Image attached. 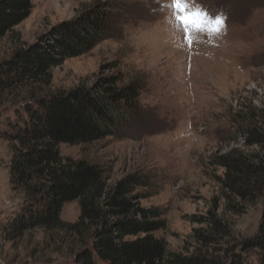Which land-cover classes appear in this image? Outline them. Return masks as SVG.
<instances>
[{
    "label": "rangeland",
    "instance_id": "1",
    "mask_svg": "<svg viewBox=\"0 0 264 264\" xmlns=\"http://www.w3.org/2000/svg\"><path fill=\"white\" fill-rule=\"evenodd\" d=\"M99 1L115 5L110 37L55 68L49 90L90 87L102 77L121 74L125 84L140 81L144 86L143 121L121 125L116 137L61 145V155L100 165L111 186L132 173L148 175L154 187L141 206L165 213L167 228L157 236L171 251L192 248L193 232L202 227L193 219L211 210L230 226L235 244L253 236L264 199L247 205L241 214L225 212L218 181L224 170L210 161L234 149L264 154V147L247 148L241 136L244 115L249 116L248 124L258 122L264 129V0H190L193 9L223 17L226 26L218 33L189 30L187 37L170 0H33L28 18L0 40V62L18 48L41 42L55 26ZM28 95L29 89H23L12 96V104ZM9 162L7 143L0 140V224L21 204L9 187ZM79 216L77 202L64 205V222L75 223ZM42 238L39 233L29 235L20 245L0 235V263L72 264L67 245L50 242L45 247Z\"/></svg>",
    "mask_w": 264,
    "mask_h": 264
},
{
    "label": "trees",
    "instance_id": "2",
    "mask_svg": "<svg viewBox=\"0 0 264 264\" xmlns=\"http://www.w3.org/2000/svg\"><path fill=\"white\" fill-rule=\"evenodd\" d=\"M114 6L99 1L55 26L41 42L18 48L0 62V140L8 146L11 193L21 200L0 224L2 239L21 245L39 233L45 247L50 242L67 245L72 264H264V210L256 233L237 244L230 226L214 210L195 217L193 222L202 227L193 232L192 248L171 251L157 236L167 228L165 213L141 206L154 187L148 175L132 173L111 186L100 165L61 155V145L116 137L121 125L143 121L144 86L140 81L125 84L121 74L102 77L90 87L49 90L55 68L110 37ZM32 9L33 0H0V40ZM23 89H29V97L12 104V96ZM42 90L48 91L37 95ZM248 117H241L245 146L263 148L264 129L258 122L248 124ZM210 163L224 170L218 181L225 212L241 214L247 205L264 199L263 153L234 149L214 155ZM72 202L79 204L80 216L67 223L61 213Z\"/></svg>",
    "mask_w": 264,
    "mask_h": 264
},
{
    "label": "snow or ice",
    "instance_id": "3",
    "mask_svg": "<svg viewBox=\"0 0 264 264\" xmlns=\"http://www.w3.org/2000/svg\"><path fill=\"white\" fill-rule=\"evenodd\" d=\"M169 7L176 21L184 27L186 37L189 30L218 33L221 26H226L223 17H213L199 8L193 9L190 0H170Z\"/></svg>",
    "mask_w": 264,
    "mask_h": 264
},
{
    "label": "water",
    "instance_id": "4",
    "mask_svg": "<svg viewBox=\"0 0 264 264\" xmlns=\"http://www.w3.org/2000/svg\"><path fill=\"white\" fill-rule=\"evenodd\" d=\"M1 264V263H0Z\"/></svg>",
    "mask_w": 264,
    "mask_h": 264
}]
</instances>
